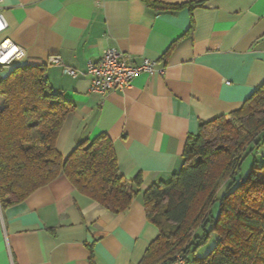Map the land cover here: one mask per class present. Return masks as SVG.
<instances>
[{
    "label": "crops",
    "instance_id": "obj_1",
    "mask_svg": "<svg viewBox=\"0 0 264 264\" xmlns=\"http://www.w3.org/2000/svg\"><path fill=\"white\" fill-rule=\"evenodd\" d=\"M1 7L8 28L0 43L9 38L21 55L0 67V81L14 65L45 64L53 89L76 105L57 150L68 157L105 132L120 172L142 176V192L181 168L187 138L202 121L240 108L264 83V0H206L164 12L145 0H2ZM108 48L134 63L157 60L164 72H143L121 91L93 92L87 62ZM158 232L142 194L116 214L61 173L21 202L0 203V264H90L91 246L96 264H138Z\"/></svg>",
    "mask_w": 264,
    "mask_h": 264
},
{
    "label": "trees",
    "instance_id": "obj_2",
    "mask_svg": "<svg viewBox=\"0 0 264 264\" xmlns=\"http://www.w3.org/2000/svg\"><path fill=\"white\" fill-rule=\"evenodd\" d=\"M145 1L164 12L194 9L206 0ZM0 98L2 207L23 201L64 173L80 193L116 214L142 194L147 218L159 232L138 264L187 263L213 233L216 245L196 257V264H264V162L237 179L247 155L264 145V83L240 108L202 121L187 138L181 168L143 192L141 175L129 180L120 172L113 140L105 132L80 142L68 157L57 150L58 134L76 105L53 89L45 64L14 65L0 81ZM90 251V264H96L93 246Z\"/></svg>",
    "mask_w": 264,
    "mask_h": 264
},
{
    "label": "built area",
    "instance_id": "obj_3",
    "mask_svg": "<svg viewBox=\"0 0 264 264\" xmlns=\"http://www.w3.org/2000/svg\"><path fill=\"white\" fill-rule=\"evenodd\" d=\"M1 2L2 0H0V34L8 28L1 10ZM20 55L19 46L9 38L0 43V67L13 65ZM52 61L60 63L59 58H52ZM157 63V60L149 58H145L141 63H134L128 53L108 48L98 60L87 62L85 73L92 77L91 91L106 94L131 87L134 78L143 72L163 73L164 70L157 68ZM65 71L72 76H77L79 73L72 68H65Z\"/></svg>",
    "mask_w": 264,
    "mask_h": 264
},
{
    "label": "rangeland",
    "instance_id": "obj_4",
    "mask_svg": "<svg viewBox=\"0 0 264 264\" xmlns=\"http://www.w3.org/2000/svg\"><path fill=\"white\" fill-rule=\"evenodd\" d=\"M263 162H264V145L260 148L258 153L255 154L250 153L247 155L246 159L243 162L241 171L238 174L237 179L240 180V178L243 177L245 178L251 175L252 172L257 169L256 167L258 168L261 167ZM224 192H225V188L221 190L220 194ZM218 211H219V206L217 204L214 208V215H217ZM197 235L201 237L204 235V233L200 230L198 231ZM217 240H218V235L216 233L210 234L209 237L197 247L195 252H191V254L188 257L189 261L184 264H196L194 262V259L196 257H202L207 255V253L216 245ZM199 241H201V239H199Z\"/></svg>",
    "mask_w": 264,
    "mask_h": 264
}]
</instances>
